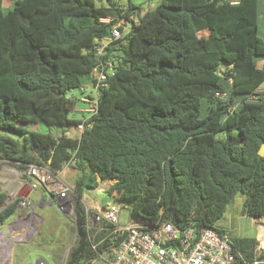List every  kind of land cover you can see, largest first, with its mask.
Returning a JSON list of instances; mask_svg holds the SVG:
<instances>
[{"label": "trees", "instance_id": "16d2710c", "mask_svg": "<svg viewBox=\"0 0 264 264\" xmlns=\"http://www.w3.org/2000/svg\"><path fill=\"white\" fill-rule=\"evenodd\" d=\"M262 3L159 0L142 10L130 0H11L7 7L0 0V130L14 133L0 131V166L5 160L22 172L45 163L57 172L74 157L75 241L64 264H90L118 243L98 242L109 230L91 237L81 200L109 179L116 181L102 196L127 202L132 219L214 228L231 239L233 264H264L255 236L220 227L239 193L242 214L264 217ZM121 18L131 27L107 50L113 73L91 126L76 137L24 127L79 122L68 117L78 101L66 92L89 80L94 41ZM6 196L0 188V202ZM18 201L0 211V223ZM259 242L264 247V236Z\"/></svg>", "mask_w": 264, "mask_h": 264}, {"label": "built area", "instance_id": "2783aa9c", "mask_svg": "<svg viewBox=\"0 0 264 264\" xmlns=\"http://www.w3.org/2000/svg\"><path fill=\"white\" fill-rule=\"evenodd\" d=\"M138 14L139 11L133 10L129 17L137 22ZM100 20L109 22L110 17H102ZM130 27L131 22L121 18L110 25L107 35L94 41L96 62L90 70L89 80L78 87V105L73 110L83 114V118L75 125L78 136L91 126V119L97 113L101 90L107 86L108 75L113 73L114 64L112 58L107 56V50ZM250 100L257 99L252 95ZM74 161V157H71L68 164ZM22 172L31 191L43 187L55 195L57 200L67 199L74 192L60 177L59 171L50 170L45 163L29 164ZM27 199L23 198L21 204L27 203ZM82 203L86 211L85 226L91 237L97 231L109 230L98 242L107 236L118 241L98 253L94 259H100L103 264H233L235 261L234 246L228 234L219 233L214 228L196 229L191 224L179 227L170 220H158L150 224L130 216L126 223H121L119 218L123 203H99L97 200L90 201V204ZM98 242L92 244V247L95 248ZM36 264L44 262L38 261Z\"/></svg>", "mask_w": 264, "mask_h": 264}, {"label": "rangeland", "instance_id": "374dc122", "mask_svg": "<svg viewBox=\"0 0 264 264\" xmlns=\"http://www.w3.org/2000/svg\"><path fill=\"white\" fill-rule=\"evenodd\" d=\"M127 0H95L98 6H106L109 2L118 4ZM142 10L155 7L159 0H130ZM11 0H3L5 7L9 6ZM264 6V3L263 5ZM128 38L122 39V46H126ZM122 47L118 48L115 53H121ZM261 65V61L259 62ZM263 87V86H262ZM67 97H78L79 90L77 88L70 89L66 92ZM68 117L74 120H81L83 114L77 112L68 113ZM28 130H37L40 132H51L53 134H61L65 132L69 135H76L74 127H59L51 124L43 123H22ZM14 135L11 131L0 130ZM223 132H217V137H223ZM16 136V135H15ZM26 169V168H25ZM24 169V170H25ZM23 170V171H24ZM20 170L13 166L12 162L3 160L0 166V188L6 192L7 202L9 204L15 198L16 187L19 180L24 181V175ZM78 175V170L73 164H67L60 171V177L73 187V181ZM111 185V180L100 182L98 186L89 193L83 195L82 201L90 204V201H98L99 203L113 202L121 203L120 200L113 197H104L103 190ZM16 186V187H15ZM37 193L27 199V203L21 204L18 201L15 212L0 223L2 238L0 239V255L2 259H6L9 251H11L10 264H27L33 258H42L44 264H64L68 252L75 241V220L73 217V201L74 192L64 200H57L55 195L47 192L43 187H39ZM11 195L13 196L12 199ZM104 197V198H102ZM243 200L242 194L234 197L232 206L227 208L224 213L220 227L229 231L230 228L238 236H255L257 239V252L263 247L260 242L264 236V217L255 218L242 215L241 204ZM130 205L125 202L120 210L119 221L126 223L129 219ZM0 264H9L1 260ZM90 264H103L100 259H96Z\"/></svg>", "mask_w": 264, "mask_h": 264}, {"label": "crops", "instance_id": "0c3cea01", "mask_svg": "<svg viewBox=\"0 0 264 264\" xmlns=\"http://www.w3.org/2000/svg\"><path fill=\"white\" fill-rule=\"evenodd\" d=\"M9 4H11V2L9 3ZM262 5H263V3H262ZM261 5V6H262ZM262 16H264V6H262ZM74 127V132L76 133L77 132V130H76V128H75V126H73ZM68 136H70V137H76V136H78V132L76 133V135L74 136H72V135H69V134H67ZM65 168V167H64ZM63 168V169H64ZM61 171V170H60ZM60 171H59V174H60ZM109 180H111V184L114 182V181H116V179H109ZM36 194L37 193V191H31L30 190V188H29V186H28V184L25 182V177H24V181L23 180H19L18 181V183H17V187H16V193H15V198L16 199H19V200H21V199H23V198H30L31 196H33L34 194ZM7 197V196H6ZM12 195H11V198L10 199H12ZM15 198H13V200L15 199ZM82 199H83V196H82ZM12 200V201H13ZM8 205V204H7ZM6 205V206H7ZM5 206V207H6ZM242 215H244V214H242ZM2 231H5L4 229H0V239L2 238ZM1 241V240H0ZM12 248H13V244H12V247H11V250L9 251V254H8V256H6V259H2V257H1V255H0V262H1V260H3V262L4 261H6V262H8L9 264L11 263V251H12ZM264 248V247H263ZM256 250H257V247H256ZM259 253V252H258ZM38 261H43L42 260V258H40V257H36V258H33V259H31V260H29L28 262H27V264H36Z\"/></svg>", "mask_w": 264, "mask_h": 264}, {"label": "water", "instance_id": "95a60500", "mask_svg": "<svg viewBox=\"0 0 264 264\" xmlns=\"http://www.w3.org/2000/svg\"><path fill=\"white\" fill-rule=\"evenodd\" d=\"M258 154L263 156L264 155V142L260 145L259 149H258ZM7 198H5L4 201L0 202V211L7 205ZM262 261L264 262V256H262Z\"/></svg>", "mask_w": 264, "mask_h": 264}, {"label": "bare ground", "instance_id": "6f19581e", "mask_svg": "<svg viewBox=\"0 0 264 264\" xmlns=\"http://www.w3.org/2000/svg\"><path fill=\"white\" fill-rule=\"evenodd\" d=\"M16 187V186H15Z\"/></svg>", "mask_w": 264, "mask_h": 264}]
</instances>
